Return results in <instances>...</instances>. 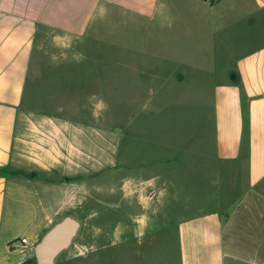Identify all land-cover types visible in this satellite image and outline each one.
<instances>
[{
    "label": "crops",
    "instance_id": "1",
    "mask_svg": "<svg viewBox=\"0 0 264 264\" xmlns=\"http://www.w3.org/2000/svg\"><path fill=\"white\" fill-rule=\"evenodd\" d=\"M113 17L151 32L152 82L141 69L137 85L173 83L184 88L178 101L201 106L181 142L157 127L151 157L168 163L167 175L135 176L150 184L123 194L136 219L125 211L126 221L88 224L97 233L87 236L86 264H264V0H0V264H36L35 246L77 202L79 175L90 176L76 154L68 164L57 153L63 138L38 155L29 126L65 137L78 127L30 121L59 118L34 115L31 103L41 86L78 87L79 56L88 61ZM48 49L62 71L49 80L39 65ZM164 206L176 216L171 234L157 223Z\"/></svg>",
    "mask_w": 264,
    "mask_h": 264
},
{
    "label": "rangeland",
    "instance_id": "2",
    "mask_svg": "<svg viewBox=\"0 0 264 264\" xmlns=\"http://www.w3.org/2000/svg\"><path fill=\"white\" fill-rule=\"evenodd\" d=\"M109 26L106 36L102 31L96 33L88 61L85 62L84 57L79 56L76 67L78 87L61 86V81L56 87L41 86L35 101L31 103L34 115L59 118H33L30 121L44 124L58 122L64 127L70 124L78 127L76 134H68L65 137L61 136L59 131L55 133L50 125L41 124L38 128L29 126L30 141L35 144L32 147L39 151L38 155L51 151L55 148L54 142L60 143L63 138V142L67 143V150H58L57 153L66 155L67 159L63 157V160L68 164H71L70 161L75 159L76 154L79 169L89 170L90 174L88 177L85 172L79 175V198L77 202L74 199L71 203L68 202L62 217L76 220L82 229L69 247L59 253L55 264H86L87 249L90 245L87 240L89 236L92 239V235L97 233L88 224L101 223L108 226L126 221L130 216L133 219L138 217L131 209L133 200L125 199L123 194L127 189L139 191L144 186L149 188L150 184L135 181V176L143 174L146 179H150L154 172H162L165 176L168 173V163L156 164L157 160L151 157L150 144L153 139V142L156 140L157 127L163 134L172 128L174 141L181 142V132L187 126L186 118L189 119L192 114L190 112L201 106L199 103L178 101L184 96V88L174 87L173 83H169V87L165 88L138 86V71L141 69L152 82V64L156 63L150 45L151 32L145 28V24L137 27L136 24L114 17ZM182 33L180 31L178 35L181 37ZM104 37L109 39V47L107 40L104 42ZM48 51L50 50L41 55L39 65L43 71L47 70L46 76L49 80L53 79L54 74L62 71L54 72L53 66L57 63ZM172 59L181 57L174 54ZM47 79L43 81L48 82ZM43 81L40 80L41 83ZM70 90L71 96L65 93ZM151 91H155V94L151 95ZM161 94L165 98L172 94L174 101L156 102ZM152 113L158 115L156 119ZM31 153L37 154L34 151ZM136 165H139L138 169L134 168ZM63 178L71 179V176L68 173L63 175ZM87 179L89 183L86 182ZM166 190L163 199L168 196ZM164 208L167 217H160L157 223L167 226L160 233L171 234L172 220L176 216L166 214L167 208ZM125 211L131 213L130 216L126 217ZM20 226L21 224H17L14 229L19 231ZM17 242L20 243V239ZM90 242L92 243V240ZM102 243L100 240L99 245Z\"/></svg>",
    "mask_w": 264,
    "mask_h": 264
},
{
    "label": "water",
    "instance_id": "3",
    "mask_svg": "<svg viewBox=\"0 0 264 264\" xmlns=\"http://www.w3.org/2000/svg\"><path fill=\"white\" fill-rule=\"evenodd\" d=\"M78 228L79 223L70 217L54 224L35 246L36 264H55L56 257L69 247Z\"/></svg>",
    "mask_w": 264,
    "mask_h": 264
},
{
    "label": "built area",
    "instance_id": "4",
    "mask_svg": "<svg viewBox=\"0 0 264 264\" xmlns=\"http://www.w3.org/2000/svg\"><path fill=\"white\" fill-rule=\"evenodd\" d=\"M20 242L23 243L24 242V239H21Z\"/></svg>",
    "mask_w": 264,
    "mask_h": 264
}]
</instances>
